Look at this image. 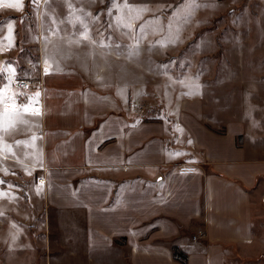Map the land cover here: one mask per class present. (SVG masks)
<instances>
[{"label": "crops", "instance_id": "1", "mask_svg": "<svg viewBox=\"0 0 264 264\" xmlns=\"http://www.w3.org/2000/svg\"><path fill=\"white\" fill-rule=\"evenodd\" d=\"M231 1L191 0L189 7L200 16L202 8ZM167 9L139 20L143 38L133 37L131 12L124 27L113 25V43L162 42L144 23L171 16ZM46 68L28 91L39 113V186L46 206L71 223L68 243L77 224L82 230L80 251L64 242L48 264H60L65 250L74 264H264L262 120L241 117L213 131L202 99H181L166 107L170 133L161 118L131 121L106 75L51 62Z\"/></svg>", "mask_w": 264, "mask_h": 264}, {"label": "rangeland", "instance_id": "2", "mask_svg": "<svg viewBox=\"0 0 264 264\" xmlns=\"http://www.w3.org/2000/svg\"><path fill=\"white\" fill-rule=\"evenodd\" d=\"M182 3L0 0V264H48L64 242L78 251L82 244L81 225L68 243L71 223L62 224L44 202L39 116L29 104L31 92L20 87H32L50 62L61 70L106 75L131 121L161 118L170 133L174 123L166 107L181 99H202L205 125L213 131L241 117L264 122V0H233L202 8L200 16L191 0ZM166 6L171 16L148 18L144 25L161 33L168 48L158 47L160 41L151 47L139 40L131 47L120 39L113 43V25L124 27L131 12L139 22H132L133 37L143 38L139 20ZM113 53L135 62L117 63ZM64 252L60 264H74Z\"/></svg>", "mask_w": 264, "mask_h": 264}, {"label": "built area", "instance_id": "3", "mask_svg": "<svg viewBox=\"0 0 264 264\" xmlns=\"http://www.w3.org/2000/svg\"><path fill=\"white\" fill-rule=\"evenodd\" d=\"M23 91H28L30 89V85L27 82H24L20 85Z\"/></svg>", "mask_w": 264, "mask_h": 264}, {"label": "snow or ice", "instance_id": "4", "mask_svg": "<svg viewBox=\"0 0 264 264\" xmlns=\"http://www.w3.org/2000/svg\"><path fill=\"white\" fill-rule=\"evenodd\" d=\"M8 7H18V5L17 4H9ZM24 110L27 111L28 109L25 108ZM36 114H39V113L37 112Z\"/></svg>", "mask_w": 264, "mask_h": 264}, {"label": "trees", "instance_id": "5", "mask_svg": "<svg viewBox=\"0 0 264 264\" xmlns=\"http://www.w3.org/2000/svg\"><path fill=\"white\" fill-rule=\"evenodd\" d=\"M173 256H174V258H176L177 259V257H179V254H177V252L175 251V252H173ZM182 261H184L185 259H181Z\"/></svg>", "mask_w": 264, "mask_h": 264}, {"label": "water", "instance_id": "6", "mask_svg": "<svg viewBox=\"0 0 264 264\" xmlns=\"http://www.w3.org/2000/svg\"><path fill=\"white\" fill-rule=\"evenodd\" d=\"M263 202H264V199H263Z\"/></svg>", "mask_w": 264, "mask_h": 264}]
</instances>
